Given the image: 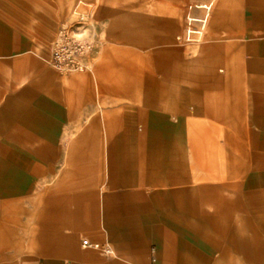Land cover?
Returning <instances> with one entry per match:
<instances>
[{"label": "crops", "instance_id": "1", "mask_svg": "<svg viewBox=\"0 0 264 264\" xmlns=\"http://www.w3.org/2000/svg\"><path fill=\"white\" fill-rule=\"evenodd\" d=\"M78 5L68 74L0 16V264H264V0Z\"/></svg>", "mask_w": 264, "mask_h": 264}, {"label": "rangeland", "instance_id": "2", "mask_svg": "<svg viewBox=\"0 0 264 264\" xmlns=\"http://www.w3.org/2000/svg\"><path fill=\"white\" fill-rule=\"evenodd\" d=\"M76 1L78 0H0V16L19 29L28 43L33 44L34 52L46 59L59 22L67 16ZM73 21L74 18L70 23ZM89 25L88 23L79 30L82 35L75 37L84 38L87 33H92L93 27ZM187 38L196 37L190 34Z\"/></svg>", "mask_w": 264, "mask_h": 264}, {"label": "built area", "instance_id": "3", "mask_svg": "<svg viewBox=\"0 0 264 264\" xmlns=\"http://www.w3.org/2000/svg\"><path fill=\"white\" fill-rule=\"evenodd\" d=\"M72 16L75 21L69 24H62L58 29L48 60V63L55 70L64 74L82 72L88 67L85 59L89 53L90 44L85 38H76L75 36L82 35L80 29L86 26L91 14L84 13L80 5H78L73 9ZM190 34H192V31L188 30L187 36L189 37ZM83 245L101 250L105 254L111 253L109 248H102L98 244H90L86 240L83 241Z\"/></svg>", "mask_w": 264, "mask_h": 264}]
</instances>
